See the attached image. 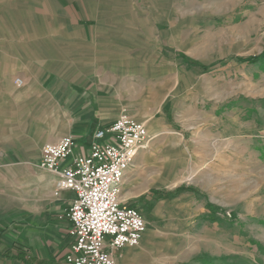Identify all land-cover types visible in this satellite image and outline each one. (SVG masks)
<instances>
[{"label": "rangeland", "instance_id": "374dc122", "mask_svg": "<svg viewBox=\"0 0 264 264\" xmlns=\"http://www.w3.org/2000/svg\"><path fill=\"white\" fill-rule=\"evenodd\" d=\"M162 2L160 40L146 44L142 63L151 86L152 65L164 66L154 120L165 129L148 126L149 145L124 182L146 189L126 199L154 235L146 256L152 264H264V0ZM29 29L5 28L0 66L63 56L66 28ZM162 176L165 185L155 183Z\"/></svg>", "mask_w": 264, "mask_h": 264}, {"label": "crops", "instance_id": "0c3cea01", "mask_svg": "<svg viewBox=\"0 0 264 264\" xmlns=\"http://www.w3.org/2000/svg\"><path fill=\"white\" fill-rule=\"evenodd\" d=\"M163 4L162 0H0V42L6 39V27L66 28L60 38L62 57L0 66V264H67L72 236L65 212L75 193L56 194L57 176L40 168L45 144L72 135L77 152L88 153L96 132L123 112L164 131L165 123L154 120L158 97L164 107V66L152 65L156 79L151 86L147 63H142L146 44L160 40L156 32ZM176 10L179 7H168ZM4 55L0 51V59ZM17 78L23 79L22 86L16 84ZM150 90L156 97L153 104ZM165 179L155 183L165 185ZM124 185L125 199L146 192L126 190ZM153 236L146 231L139 246L118 251V264H152L145 252L154 243Z\"/></svg>", "mask_w": 264, "mask_h": 264}, {"label": "built area", "instance_id": "2783aa9c", "mask_svg": "<svg viewBox=\"0 0 264 264\" xmlns=\"http://www.w3.org/2000/svg\"><path fill=\"white\" fill-rule=\"evenodd\" d=\"M23 83L16 79L17 85ZM95 137L88 153L77 152L72 135L42 148L39 166L57 176L56 194L75 193L65 212L72 236L67 264H118L116 253L139 246L148 229L144 213L122 197L130 168L149 145L146 123L123 112Z\"/></svg>", "mask_w": 264, "mask_h": 264}, {"label": "trees", "instance_id": "16d2710c", "mask_svg": "<svg viewBox=\"0 0 264 264\" xmlns=\"http://www.w3.org/2000/svg\"><path fill=\"white\" fill-rule=\"evenodd\" d=\"M259 59L262 61V68L264 69V56H260L259 58H257V60Z\"/></svg>", "mask_w": 264, "mask_h": 264}]
</instances>
